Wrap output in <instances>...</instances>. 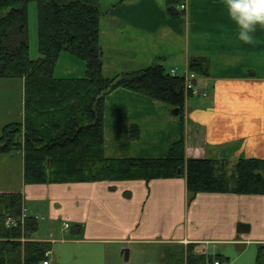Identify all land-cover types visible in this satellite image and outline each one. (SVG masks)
<instances>
[{
    "label": "crops",
    "instance_id": "0c3cea01",
    "mask_svg": "<svg viewBox=\"0 0 264 264\" xmlns=\"http://www.w3.org/2000/svg\"><path fill=\"white\" fill-rule=\"evenodd\" d=\"M167 1L100 0L105 69L122 73L161 63L182 74L200 48L198 54L210 61L209 74L197 73L206 94L187 97L183 115L176 116L169 103L144 93L110 90L104 113L107 153L164 156L180 138L182 120L187 158L222 159L230 168L241 157L264 158V26H257L254 43H245L237 38L224 0H180L187 3L183 15H171ZM223 29L233 41L215 39L196 48L207 34ZM14 80L0 78V134L5 124L24 118L25 82ZM135 124L140 140L130 135ZM18 191L28 213L46 222L41 232L39 220L34 235L52 242L50 264H108L110 247L114 256L129 247L130 260L134 247L139 255L142 247L182 243H194L196 251L218 255L224 264H256L264 247V193L199 192L191 201L186 172L149 181L27 183L24 152L0 153V192ZM239 221L250 230L239 232Z\"/></svg>",
    "mask_w": 264,
    "mask_h": 264
},
{
    "label": "trees",
    "instance_id": "16d2710c",
    "mask_svg": "<svg viewBox=\"0 0 264 264\" xmlns=\"http://www.w3.org/2000/svg\"><path fill=\"white\" fill-rule=\"evenodd\" d=\"M31 0H0V78L25 82L24 118L4 125L0 153L23 150L25 181L74 182L179 177L186 172L189 199L199 192L264 193V158L241 157L229 161L185 155V126L168 154L157 157H116L104 141L105 95L126 87L179 108L185 102L184 77L168 72L161 63L108 75L100 44V0H36L40 56L29 53ZM180 0H168L171 15L185 14ZM63 51L85 61L81 76H57ZM198 56V57H197ZM210 61L192 56L190 69L209 74ZM139 138L138 125L130 128ZM181 169V171H179ZM22 192H0V264H41L52 242L32 239L38 222L28 217L24 225L6 224L7 217L22 213ZM79 227V226H78ZM75 228V233L80 228ZM74 231V229H73ZM74 233V232H73ZM186 264H206L212 256L189 249ZM218 257V255H217ZM256 264H264L259 251Z\"/></svg>",
    "mask_w": 264,
    "mask_h": 264
},
{
    "label": "rangeland",
    "instance_id": "374dc122",
    "mask_svg": "<svg viewBox=\"0 0 264 264\" xmlns=\"http://www.w3.org/2000/svg\"><path fill=\"white\" fill-rule=\"evenodd\" d=\"M28 12H29V45H30L29 46V53H30V56L32 58H38L40 56V50H39V33H38V5H37L36 0H31L28 2ZM210 37H212V38H210ZM232 37L233 36L230 34V32H228V30L223 29L222 31L217 32L215 34H210L209 36L207 34V36L205 38H203L201 42H199L200 45H198V43L196 41V43L198 45L196 48L201 47L204 44L209 45L215 39H222L223 38V39H228L230 41H233ZM198 41H200V39H198ZM199 51H200V48H199V50H195L191 54L190 59L192 56L199 55L198 54ZM200 56L207 58L206 56H203V55H200ZM190 59H189V65H188L189 70H187V72H185V74H186V76H191L192 73H194V74L196 73L195 77H194L195 79H190V81L193 84L194 88L201 89L197 85V72L190 69ZM173 69H174V71H173ZM84 70H85V61L82 58H80L74 54H71L69 51H63L62 54L60 55L58 61H57L56 68H55V75H57V76H64V75L81 76V75H83ZM166 70H167V68H166ZM167 71L173 75L175 73H179L177 71L176 67L172 68L171 70H167ZM106 72L110 76L117 73L116 71H113V72L112 71H106ZM122 73H124V72H122ZM179 74H181V73H179ZM2 79L18 80V78H2ZM186 80H187V78L184 79V84H185ZM2 91H3V89H1V92ZM189 94L192 97L198 96V95H200V91L199 90H196L195 92L189 91ZM151 98L154 100H157V101H161V100L153 98V97H151ZM161 102H164V101H161ZM185 102H186V99H185ZM164 103H166V102H164ZM183 111H184V109H183ZM182 115H183V112L181 114H179L178 116H182ZM140 139L141 138H133V140H140ZM17 151H19V150H17ZM21 151H23V150H21ZM24 163H25V154H24ZM102 180H107V179H102ZM131 180H137V179H131ZM92 181H97V180H92ZM45 223L46 222L40 220L41 232L43 230ZM64 225L66 228L70 227V226H67L66 224H64ZM75 228H77V227L75 226ZM75 228H73L74 233H75ZM30 236L32 239L38 240V238H36L38 236L34 235V232H32L30 234ZM134 248H135V251L132 252V258L130 260L129 259L125 260L124 255L123 256L121 255L123 248L120 247L118 249L119 252L117 251L116 256H114L113 253L111 254V251L113 250V248L110 247L109 248L110 249V255L108 257V264H186L187 255H188V252L190 251L189 249H192L193 251L198 252V251H196V249H194V243H188V244L182 243V246L178 245L177 247L176 246H166V247H155V246L150 247V246H147V247H142L143 250L140 251L141 254H139V255L136 253V251L138 249L136 250V247H134ZM259 251H262V255H264V247L263 246H261L259 248ZM259 251H258V253H259ZM129 258H130V256H129ZM256 261H257V259H256Z\"/></svg>",
    "mask_w": 264,
    "mask_h": 264
},
{
    "label": "clouds",
    "instance_id": "9594fccd",
    "mask_svg": "<svg viewBox=\"0 0 264 264\" xmlns=\"http://www.w3.org/2000/svg\"><path fill=\"white\" fill-rule=\"evenodd\" d=\"M224 3L237 26V38L254 43L257 26H264V0H224Z\"/></svg>",
    "mask_w": 264,
    "mask_h": 264
},
{
    "label": "water",
    "instance_id": "95a60500",
    "mask_svg": "<svg viewBox=\"0 0 264 264\" xmlns=\"http://www.w3.org/2000/svg\"><path fill=\"white\" fill-rule=\"evenodd\" d=\"M173 114L178 115L179 114V108H174L172 110ZM181 171V169L179 170ZM237 230L239 232H248L250 230V225L249 223L243 222V221H239L237 224ZM122 253L124 255V259L128 260L129 259V255H130V248L129 247H124L122 249Z\"/></svg>",
    "mask_w": 264,
    "mask_h": 264
},
{
    "label": "built area",
    "instance_id": "2783aa9c",
    "mask_svg": "<svg viewBox=\"0 0 264 264\" xmlns=\"http://www.w3.org/2000/svg\"><path fill=\"white\" fill-rule=\"evenodd\" d=\"M181 7L185 8V4H182ZM194 77H195L194 73H192L191 76H185V78H187V80L185 82V89H186V93H188V94H189V91L195 92L196 90H199V91L201 90L198 88L197 89L194 88L193 84L191 83L190 79H195ZM66 225L68 226V223H66ZM44 263L48 264V260H45ZM206 264H222V262L219 259H214L212 262L206 263Z\"/></svg>",
    "mask_w": 264,
    "mask_h": 264
},
{
    "label": "bare ground",
    "instance_id": "6f19581e",
    "mask_svg": "<svg viewBox=\"0 0 264 264\" xmlns=\"http://www.w3.org/2000/svg\"><path fill=\"white\" fill-rule=\"evenodd\" d=\"M173 71H174V69H173ZM190 73V72H189ZM196 74V73H195ZM186 75V74H185Z\"/></svg>",
    "mask_w": 264,
    "mask_h": 264
}]
</instances>
